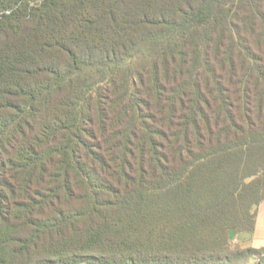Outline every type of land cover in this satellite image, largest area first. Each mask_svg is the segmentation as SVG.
Instances as JSON below:
<instances>
[{
    "label": "trees",
    "instance_id": "16d2710c",
    "mask_svg": "<svg viewBox=\"0 0 264 264\" xmlns=\"http://www.w3.org/2000/svg\"><path fill=\"white\" fill-rule=\"evenodd\" d=\"M263 202L264 0H0V264H264Z\"/></svg>",
    "mask_w": 264,
    "mask_h": 264
},
{
    "label": "crops",
    "instance_id": "0c3cea01",
    "mask_svg": "<svg viewBox=\"0 0 264 264\" xmlns=\"http://www.w3.org/2000/svg\"><path fill=\"white\" fill-rule=\"evenodd\" d=\"M238 237H243L245 239L246 243L241 244L243 247H248V246L262 247L264 246V202L262 203V205L260 206L258 210L256 228H255L254 233L253 234H242V235H238Z\"/></svg>",
    "mask_w": 264,
    "mask_h": 264
},
{
    "label": "rangeland",
    "instance_id": "374dc122",
    "mask_svg": "<svg viewBox=\"0 0 264 264\" xmlns=\"http://www.w3.org/2000/svg\"><path fill=\"white\" fill-rule=\"evenodd\" d=\"M232 242H234V243H236L237 241L240 243V244H245L246 242H245V239L243 238V237H238L237 235H235L234 233H232ZM240 240V241H239ZM242 240H244V241H242ZM237 242V243H238ZM253 262V261H252ZM253 264V263H252Z\"/></svg>",
    "mask_w": 264,
    "mask_h": 264
}]
</instances>
